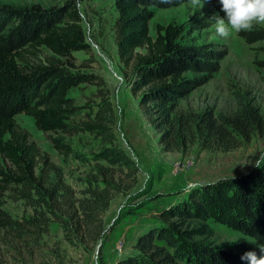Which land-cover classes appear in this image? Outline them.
Masks as SVG:
<instances>
[{"label":"trees","instance_id":"trees-1","mask_svg":"<svg viewBox=\"0 0 264 264\" xmlns=\"http://www.w3.org/2000/svg\"><path fill=\"white\" fill-rule=\"evenodd\" d=\"M183 1H116L120 54L127 61L135 60L134 89L143 93L141 105L147 108L165 150L186 152L198 145L202 150L230 152L257 133L264 137V114L241 95L237 96L239 110L232 116L216 115L213 109L178 111L181 100L218 73L227 55L214 47L183 44V28L175 24L158 26L157 37L152 38V9L171 8ZM81 22L75 0L52 10L39 6L0 10V246L12 239L40 249L51 225L59 223L72 247L93 251L105 238L104 215L112 201L132 187L124 182H137L139 168L116 144L115 110L107 96L102 97L97 119L83 123L82 131L100 137L105 148L95 157L97 166L79 198L65 183L62 169L40 154L16 120L20 114L32 117L57 151L65 157L73 153L61 135L72 131L69 120L76 109L68 94L89 78L67 74L62 59L89 49ZM43 48L51 52L44 60ZM140 48L147 54L137 53ZM8 196L23 201L33 215L13 219L3 208ZM159 217L156 226L138 237L134 253L117 264H248L241 259L243 254L206 241L214 236L208 222L264 244V166L235 181L193 192Z\"/></svg>","mask_w":264,"mask_h":264},{"label":"rangeland","instance_id":"rangeland-1","mask_svg":"<svg viewBox=\"0 0 264 264\" xmlns=\"http://www.w3.org/2000/svg\"><path fill=\"white\" fill-rule=\"evenodd\" d=\"M68 1L71 0H0V10L20 11L34 6L52 10L63 7ZM75 1L89 49L73 53L69 60H62L67 74L89 78V81L70 89L68 94L76 109L69 120L72 131L61 135L73 153L65 157L57 151L49 134L38 130L32 117L20 114L16 120L29 133L30 143L40 154L48 156L62 169L65 183L79 198L97 166L95 157L105 148L100 137L82 131L83 123L97 119L102 97L107 96L115 110L113 133L116 144L139 168L137 182H124L132 187L112 201L104 215L105 238L93 251L72 247L65 240L60 224L53 223L40 249L24 247L12 239L8 240V245H1L0 264H117L134 253L138 237L146 229L156 226L162 211L175 208L190 194L207 186L235 181L252 173L257 167L243 164L249 160L254 162L259 152H264V137L258 133L251 141L230 152L202 150L198 145L186 152H167L160 133L149 122L147 108L141 105L143 93L134 89L138 80L135 60L127 61L120 54L117 0ZM220 7L217 0H203L201 9L185 0L171 8L152 9L154 18L150 21V35L153 39L157 37L158 26L175 24L183 28V44L227 51L218 73L181 100L178 111L199 113L213 109L216 115L232 116L239 110L237 96L241 95L245 101H252L260 107L264 114V26L256 25L252 31H242L225 40L213 27L212 18L224 16ZM137 53L145 55L147 50L140 48ZM49 56L51 52L43 48L40 57L44 60ZM101 164L106 165L104 161ZM3 165L10 166L8 162ZM42 166L43 163L37 169L38 174ZM3 208L15 220L33 215V210L23 201L9 196ZM208 225L214 236L206 239L207 242L234 254L255 251L260 255L258 245L261 244L256 240L215 221L208 222Z\"/></svg>","mask_w":264,"mask_h":264},{"label":"clouds","instance_id":"clouds-1","mask_svg":"<svg viewBox=\"0 0 264 264\" xmlns=\"http://www.w3.org/2000/svg\"><path fill=\"white\" fill-rule=\"evenodd\" d=\"M167 2V0H162ZM224 13L223 18L214 16V29L219 37L227 40L233 34L252 31L254 26H264V0H217ZM194 8L201 9L203 0H189ZM252 164L254 167L264 166V152H259L258 158L253 162L249 160L243 165ZM242 165V166H243ZM260 255L255 251H248L241 257L248 264H264V244L258 245Z\"/></svg>","mask_w":264,"mask_h":264}]
</instances>
